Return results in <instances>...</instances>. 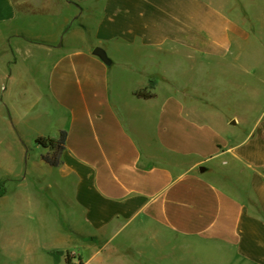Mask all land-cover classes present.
Segmentation results:
<instances>
[{"label":"crops","instance_id":"crops-1","mask_svg":"<svg viewBox=\"0 0 264 264\" xmlns=\"http://www.w3.org/2000/svg\"><path fill=\"white\" fill-rule=\"evenodd\" d=\"M254 1L234 0V18L221 0H0V132L19 96L48 117L49 134L33 140L67 134L59 167L42 149L26 170L42 203L27 191L10 206L11 218L42 228L49 264H264V93L251 83L258 108L237 137L168 70L178 53L191 68L212 59L241 99L242 64L229 57L244 4L264 21Z\"/></svg>","mask_w":264,"mask_h":264},{"label":"rangeland","instance_id":"rangeland-1","mask_svg":"<svg viewBox=\"0 0 264 264\" xmlns=\"http://www.w3.org/2000/svg\"><path fill=\"white\" fill-rule=\"evenodd\" d=\"M254 2L256 5L263 4L264 6L260 0ZM216 5L224 8L234 18L238 17L241 11L234 0H221L220 4ZM244 6L247 15L241 20L244 33L241 41H236L234 44L229 57L232 59L236 56L242 64L241 99L236 90L238 88L234 89V86L239 83L232 80L231 85H228V82L222 84L212 59L204 61V63H210V67L204 68L198 61L200 64L195 62V66L191 68V63L187 60L185 53H178L177 66L168 69L181 84L189 85L194 98L197 99L193 101L194 107H203L208 110L212 114L210 119L219 122L221 128L225 127L226 121L233 122L234 125L226 128L237 137L246 135L253 118L250 112L258 108L256 106L249 108L251 83H257L258 89L264 93V21L249 19L248 16L252 12L251 3H245ZM255 10L260 11V6ZM19 23L25 26L31 25L25 20H20ZM37 56L44 60L42 54ZM20 87L21 85H17L18 92ZM33 100L34 102L39 101L40 93L35 92ZM22 101L19 96L14 97L13 102L17 103L15 114L10 110L6 113L0 132L2 146L0 188L5 189V193L0 197V264H26L27 261L30 264H49L50 260L45 256L47 254L39 242L43 235L42 228L32 227L26 217L11 218V203L19 199L20 194L26 195L27 191L31 193L34 191L36 199L40 203L43 200L38 193L41 189V181H38L34 175L30 178L26 177V170L32 168L33 161L39 162L38 154L42 148L37 147L33 138L38 134H49L48 117L43 107H39L37 112L28 113ZM263 102L264 100H258V106H261ZM194 249L193 255H202L200 250L197 251L199 248L196 245ZM180 254L183 253L179 251ZM10 255H17V258L11 259ZM200 262H202L200 264H216L218 261H214L211 255L210 262L207 263L205 260H200Z\"/></svg>","mask_w":264,"mask_h":264},{"label":"trees","instance_id":"trees-1","mask_svg":"<svg viewBox=\"0 0 264 264\" xmlns=\"http://www.w3.org/2000/svg\"><path fill=\"white\" fill-rule=\"evenodd\" d=\"M134 95L138 99H151L153 97V95L147 92L146 90L136 91ZM66 135L67 134L65 131H60L56 139L37 137L34 140L35 143L43 149V152L40 155V159L43 163H45L46 165L52 168H57L62 164L61 158L65 150ZM4 193H5L4 187H1L0 197ZM53 256L57 258L56 253H53ZM65 264H74V263H72L69 256H66ZM77 264H81V263L78 262Z\"/></svg>","mask_w":264,"mask_h":264},{"label":"water","instance_id":"water-1","mask_svg":"<svg viewBox=\"0 0 264 264\" xmlns=\"http://www.w3.org/2000/svg\"><path fill=\"white\" fill-rule=\"evenodd\" d=\"M93 55L98 57L105 65H110V60L107 58L105 52L101 48H95L93 50ZM199 171L204 172V168H200Z\"/></svg>","mask_w":264,"mask_h":264}]
</instances>
